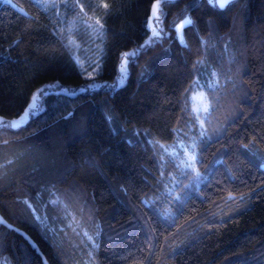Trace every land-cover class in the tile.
Instances as JSON below:
<instances>
[{
    "label": "trees",
    "instance_id": "obj_1",
    "mask_svg": "<svg viewBox=\"0 0 264 264\" xmlns=\"http://www.w3.org/2000/svg\"><path fill=\"white\" fill-rule=\"evenodd\" d=\"M154 2L0 0V117L84 88L0 129V264H264V0Z\"/></svg>",
    "mask_w": 264,
    "mask_h": 264
},
{
    "label": "snow or ice",
    "instance_id": "obj_2",
    "mask_svg": "<svg viewBox=\"0 0 264 264\" xmlns=\"http://www.w3.org/2000/svg\"><path fill=\"white\" fill-rule=\"evenodd\" d=\"M6 3H11V0H5ZM210 3H213V0H209ZM231 2V0H214L213 6L217 7L219 9H224L229 3ZM97 7H103L104 9H108V4H102L100 6ZM160 8H161V0H156V3H154L152 5V16L149 18L148 21V27L151 29L152 31V37L149 38L148 43H150L152 41L153 38L155 37H159L161 35L160 30H158L159 28V24L161 23L160 21ZM107 14V13H105ZM155 22V23H154ZM193 22L191 19L189 18H185L180 25L177 27V32L180 33L181 30L187 26V25H191ZM95 25H97L99 28H103V24L101 23L99 18L95 19ZM90 27L92 25H89ZM181 39H182V35H181ZM137 53L136 52H132V53H124V63H127V58L129 56H135ZM121 71H125V67L124 64H122L121 66ZM44 94V90L41 89L39 90L38 93L34 94L31 98V102L28 104L27 108L24 110L23 114L19 115V117L17 119H13L11 121L5 120L4 118L0 117V129L3 128H11V129H17L22 127L27 120L30 118V116L32 115V113L36 110H38L39 106H40V100L42 95ZM200 107L198 109H195L196 111L202 110L204 112H208L209 108H210V104L207 102V98L203 95L200 94ZM194 159V157H193ZM189 167H191V165H189ZM199 175V174H197ZM0 223H4V221L2 219H0ZM91 239V238H90Z\"/></svg>",
    "mask_w": 264,
    "mask_h": 264
},
{
    "label": "rangeland",
    "instance_id": "obj_3",
    "mask_svg": "<svg viewBox=\"0 0 264 264\" xmlns=\"http://www.w3.org/2000/svg\"><path fill=\"white\" fill-rule=\"evenodd\" d=\"M2 1H5V0H2ZM45 1H49V0H45ZM163 1H165V0H161V3L163 2ZM167 1V0H166ZM170 1V0H169ZM172 1V0H171ZM231 1H233V0H231ZM154 3H156V0H155V2ZM153 3V4H154ZM213 3H214V0H213ZM213 3H211V4H213ZM152 16V9H151V14H150V17ZM189 18V17H188ZM190 19V18H189ZM160 21H161V23L159 24V28H158V30H160V32H161V35H162V18H161V15H160ZM155 23V22H154ZM180 25V24H179ZM178 25V26H179ZM177 26V27H178ZM177 27H176V36H177V38H178V40L181 42V43H184L185 42V40H184V37H183V29L181 30V32L180 33H178L177 32ZM150 29V28H149ZM150 37H152V31H151V29H150ZM160 35V36H161ZM181 35H182V39H181ZM159 36V37H160ZM149 37V38H150ZM149 38L146 40V42H145V44H150L155 38H158V37H155V38H153L152 39V41L150 42V43H148V41H149ZM132 52H134V51H129V52H127V53H132ZM122 64H124V67H125V71H121V66H122ZM127 76H128V58H127V63L125 64L124 63V55H123V57H122V59H121V62H120V64H119V68H118V75H117V77H116V79L115 80H113V81H111V82H98V81H95V82H93V83H91L90 85H89V89H97V88H100V87H102V86H106V87H113V88H115V87H119V86H122V85H124V83L126 82V80H127ZM56 84L57 83H52V84H46V86L45 87H43L42 89L44 90V94L45 93H48L49 92V90L51 89V88H53V89H55V91L56 92H63V93H66V94H70V95H73V94H75L76 92H79L80 90H84V88L82 87V88H79V89H76V90H72V89H69L68 87H65V86H56ZM55 87V88H54ZM39 90H41V88L40 89H37L34 93H33V95L34 94H36V93H38L39 92ZM72 90V91H71ZM200 94H203L205 97H206V95L204 94V92L202 91V90H198V91H196L194 94H193V107H194V109H198L199 107H200V99H199V97H200ZM32 95V96H33ZM32 98V97H31ZM207 98V97H206ZM41 99H42V97H41ZM30 102H31V100H30ZM29 102V103H30ZM207 102L209 103V101H208V99H207ZM43 109V105H42V103H41V100H40V106H39V108H38V110H36V111H34L33 113H32V115H34V114H36V113H38L39 111H41ZM210 110H211V106H210V108H209V111L208 112H204V111H202V110H199V111H196V114H197V124H198V126L200 127V128H203V126H204V122H205V120L207 119V117L209 116V114H210ZM23 114V113H22ZM31 115V116H32ZM31 116H30V118H31ZM19 117V116H18ZM18 117H16V118H13V119H17ZM3 118V117H2ZM29 118V119H30ZM5 120H8V121H11V120H13V119H6V118H4ZM29 119L27 120V122L29 121ZM26 122V123H27ZM25 123V124H26ZM24 124V125H25ZM177 147L175 148V149H177V150H180L179 151V155H180V157L183 159V160H188L189 159V163L191 164V161H192V148H191V143L189 142H185V141H183V140H181V141H179L178 142V144L176 145Z\"/></svg>",
    "mask_w": 264,
    "mask_h": 264
}]
</instances>
